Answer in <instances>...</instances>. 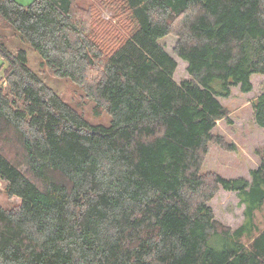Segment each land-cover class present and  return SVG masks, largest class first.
Listing matches in <instances>:
<instances>
[{"label":"trees","instance_id":"obj_1","mask_svg":"<svg viewBox=\"0 0 264 264\" xmlns=\"http://www.w3.org/2000/svg\"><path fill=\"white\" fill-rule=\"evenodd\" d=\"M98 2L84 13L75 0H0V24L111 116L88 122L0 39V181L20 200L0 205V264H264V148L251 180L202 173L212 142L234 149L214 134L220 99L264 75V0ZM173 32L180 85L160 44ZM252 109L264 130V92ZM220 188L245 206L235 230L210 206Z\"/></svg>","mask_w":264,"mask_h":264},{"label":"rangeland","instance_id":"obj_2","mask_svg":"<svg viewBox=\"0 0 264 264\" xmlns=\"http://www.w3.org/2000/svg\"><path fill=\"white\" fill-rule=\"evenodd\" d=\"M16 1L24 6L33 2V0ZM75 2L78 8L84 10V13L94 11V8L97 7L95 5L99 4L98 0H75ZM112 14L108 8L101 9L100 7L96 16L104 23V21H111ZM0 39L5 41L11 51L25 50L28 54L30 67L40 74L49 87L73 105L88 122L94 125H110L111 116L107 109L89 98L85 90L71 79L54 75L50 68L41 63L40 53L22 34L16 33L1 23ZM177 39L176 32H173L162 39L160 44L177 62L174 80L180 85L183 81L190 79V75L187 63L175 53ZM6 66L7 64L3 63L0 57V78L3 77ZM252 84L253 91L250 93H243L238 87L233 89L231 97L220 99L228 109V118L217 122L214 134L223 137L226 143L233 146L234 149H224L213 142L210 144L209 153L202 168V173L206 174L210 181L215 175L227 179L245 178L251 180V171L259 168L264 148V130L255 123L252 102L264 92V75H254ZM6 153L12 161L16 159L14 151L6 150ZM5 187L6 183L0 181V205L9 210H16L20 200L9 197ZM210 206L214 211L215 218L233 230L244 222L245 206L240 204V196L237 192H227L220 188L210 202ZM255 219L258 228L264 230V206L256 213ZM243 241L246 245L251 242L247 238H244Z\"/></svg>","mask_w":264,"mask_h":264}]
</instances>
